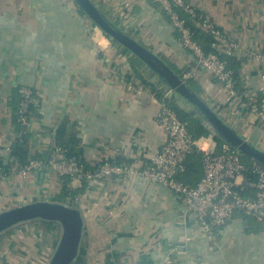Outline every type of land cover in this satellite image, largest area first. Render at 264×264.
<instances>
[{
    "label": "crops",
    "instance_id": "crops-1",
    "mask_svg": "<svg viewBox=\"0 0 264 264\" xmlns=\"http://www.w3.org/2000/svg\"><path fill=\"white\" fill-rule=\"evenodd\" d=\"M94 1L179 75L196 66V74L187 79L193 90L264 150V122L238 102H226L222 85L181 45L155 0ZM186 2L223 29L233 44L230 56L239 64L238 91L244 87L256 91L264 76V0ZM104 36L70 1L0 0V158L4 163L3 148L16 131L19 84L32 86L40 97L30 114L28 155H47L57 145L56 129L66 121V133L75 136L73 146L88 167L103 160L127 159L136 167L151 162L166 138L156 121L158 100L147 92H135V75L148 79L143 63L126 49L107 43ZM103 54L111 64L104 62ZM121 62L135 75L116 74L113 65ZM175 103L195 119L183 104ZM194 153L201 157L194 150L186 169L192 168ZM41 170L3 179L0 211L33 200L63 202L65 184L74 183L52 170L44 169L41 175ZM199 170L202 175L201 161ZM76 190L79 195L73 206L82 211L83 229L71 264H264V229L254 230L251 219L240 211L212 241L186 211L180 195L137 175L93 179ZM58 234L55 223L36 220L15 225L0 235V264H46Z\"/></svg>",
    "mask_w": 264,
    "mask_h": 264
},
{
    "label": "built area",
    "instance_id": "built-area-1",
    "mask_svg": "<svg viewBox=\"0 0 264 264\" xmlns=\"http://www.w3.org/2000/svg\"><path fill=\"white\" fill-rule=\"evenodd\" d=\"M67 1L74 3L73 0ZM155 1L165 12L178 41L194 56L196 64L210 72L222 85L226 93V102L228 104L233 103L232 101L238 102L255 119L264 122V76L262 75L261 83L256 91L248 87L238 91L233 72L221 57L222 54L230 55L233 52V44L228 41L225 31L207 17L200 19L199 26L213 39L214 50L206 51L195 39L188 23V17L198 16L195 7L186 0ZM95 28L100 31L97 27ZM104 39L107 43L111 42L106 36ZM100 50L103 51L101 47ZM255 57L260 59L261 55L256 54ZM102 58L105 63H112L106 54H103ZM121 63L118 66L113 65L116 74L127 72L135 75L131 69L128 70L124 62ZM195 74L196 66H193L185 69L181 77L187 80ZM149 83H144L135 75L134 90L136 93L147 92L156 97L159 103L156 121L166 135L165 141L150 163L136 167L132 164L103 160L92 168H85L59 145H55L46 158L32 157L22 163L10 154L15 141L14 136L3 148L5 163L8 167L6 171L0 169V182L6 177H26L44 168L54 171L60 177L70 179L74 185L68 182L66 186L73 190L83 187L93 179L133 174L145 181L163 185L180 195L186 211L192 214L204 235L212 241L218 239L219 229L232 220L235 211H240L244 216L257 222L263 221L264 165L257 161H252L249 165L243 164L238 151L229 144L218 141L212 134L193 137L186 122L181 121L174 110L170 92H161L158 97L156 91L159 89L153 86L150 80ZM17 93L18 104L15 115L20 127L17 136L22 139L28 133L30 126L29 107H38L40 97L28 84H19ZM194 150L201 153L202 175L192 185L181 181L177 175L186 170V160ZM248 190H252V193L248 194ZM78 195L79 193L74 194V202L77 201ZM170 262L171 260L168 259L167 263Z\"/></svg>",
    "mask_w": 264,
    "mask_h": 264
},
{
    "label": "water",
    "instance_id": "water-1",
    "mask_svg": "<svg viewBox=\"0 0 264 264\" xmlns=\"http://www.w3.org/2000/svg\"><path fill=\"white\" fill-rule=\"evenodd\" d=\"M81 12L118 48L126 49L144 65L148 79L160 92H170V100L179 101L200 125L241 155L264 165V150L243 137L176 73L159 55L115 23L94 0H73ZM44 169L41 170V175ZM55 223L57 242L46 264H71L75 259L83 229L80 208L65 202L33 200L0 211V235L28 221Z\"/></svg>",
    "mask_w": 264,
    "mask_h": 264
},
{
    "label": "trees",
    "instance_id": "trees-1",
    "mask_svg": "<svg viewBox=\"0 0 264 264\" xmlns=\"http://www.w3.org/2000/svg\"><path fill=\"white\" fill-rule=\"evenodd\" d=\"M197 14H198V16L196 18H189L188 17V23L193 30L195 39L201 44H203V40L205 41V44H203V46L200 44L202 46V48L206 51H212L213 49L210 47V44L213 42V39H212L211 35H209V33L202 30L201 27L199 26V21L202 18V16L198 12H197ZM221 57L226 61L227 66L232 70L233 76L236 79V87L238 88V86H239V74H238L239 64L230 55L222 54ZM140 79L144 83L150 84L149 80L144 75L141 76ZM152 85L154 86L153 83H152ZM160 95H161V92L156 91V96L159 97ZM171 103L173 104V108L176 111L179 119L181 121L186 122L188 130L192 134L193 137L196 138V137H199L200 135H205L208 133V131L206 129H204L195 119L190 117L183 110L179 109L175 102H173L171 100ZM17 104H18V99L16 102L15 110L17 108ZM34 108H36V107H29L30 114L32 113V110ZM65 122L66 121H63L62 124L55 131L54 139L56 140L57 145L65 148L67 150V154L69 156L75 157L80 163L83 164V166L85 168H92V167H88L86 165V163L83 161V159L80 155L79 150L73 146V143H75L77 140L75 139V136L73 134L68 135L66 133V123ZM14 123L16 126L15 141L11 147L10 154L15 156L22 163H25L28 159H30L32 157H34V158H46L47 155H44V156H41L40 154H37L35 156L28 155V153L25 151L27 134L22 139L17 136V134L19 133L20 127H19V123L16 120L15 112H14ZM218 141H220V140L218 139ZM244 156H246V155H241V158H243ZM190 159L193 161L192 168L186 169L183 173H179L177 175V178L180 179L181 181L185 182V183H189V184L193 185L201 177L200 170H199L201 157L198 153H194L193 155H191ZM249 160L250 161L248 162V164L252 161H255L253 159H249ZM116 163L130 164L129 160H127V159H121L119 161H116ZM7 167H8V165L6 163H4V159L0 158V169L3 171H6ZM76 193H78L76 189L72 190L69 187H67L65 184V186L63 188V192H62V196H63L62 201L66 202L70 205H74V194H76ZM250 221H251V225L253 226L254 230L264 229V219L261 222H257V221L252 220V219ZM46 223H48V222H46Z\"/></svg>",
    "mask_w": 264,
    "mask_h": 264
},
{
    "label": "rangeland",
    "instance_id": "rangeland-1",
    "mask_svg": "<svg viewBox=\"0 0 264 264\" xmlns=\"http://www.w3.org/2000/svg\"><path fill=\"white\" fill-rule=\"evenodd\" d=\"M249 159H251L250 157L248 156H244L242 158V163L245 164V165H249L248 162L250 161Z\"/></svg>",
    "mask_w": 264,
    "mask_h": 264
}]
</instances>
